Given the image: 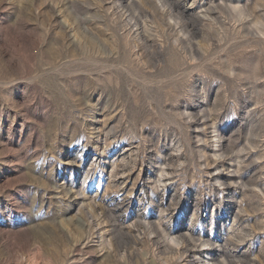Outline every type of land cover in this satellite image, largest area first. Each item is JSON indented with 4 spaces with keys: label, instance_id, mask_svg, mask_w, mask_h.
<instances>
[{
    "label": "rangeland",
    "instance_id": "rangeland-1",
    "mask_svg": "<svg viewBox=\"0 0 264 264\" xmlns=\"http://www.w3.org/2000/svg\"><path fill=\"white\" fill-rule=\"evenodd\" d=\"M0 264H264V0H0Z\"/></svg>",
    "mask_w": 264,
    "mask_h": 264
},
{
    "label": "bare ground",
    "instance_id": "bare-ground-1",
    "mask_svg": "<svg viewBox=\"0 0 264 264\" xmlns=\"http://www.w3.org/2000/svg\"><path fill=\"white\" fill-rule=\"evenodd\" d=\"M145 226V225H144ZM131 230V229H130ZM177 239V238H176ZM191 245V244H190ZM190 245L186 242H183V248L185 249L184 252L186 253H191L193 250V248H190Z\"/></svg>",
    "mask_w": 264,
    "mask_h": 264
}]
</instances>
